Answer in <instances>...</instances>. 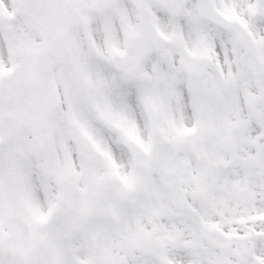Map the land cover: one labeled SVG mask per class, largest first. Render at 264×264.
<instances>
[{"label":"snow or ice","instance_id":"snow-or-ice-1","mask_svg":"<svg viewBox=\"0 0 264 264\" xmlns=\"http://www.w3.org/2000/svg\"><path fill=\"white\" fill-rule=\"evenodd\" d=\"M0 264H264V0H0Z\"/></svg>","mask_w":264,"mask_h":264}]
</instances>
